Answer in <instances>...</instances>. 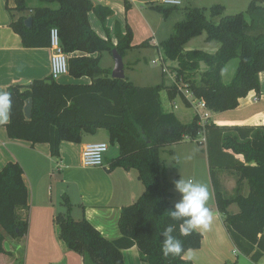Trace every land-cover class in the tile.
<instances>
[{"label": "trees", "instance_id": "trees-1", "mask_svg": "<svg viewBox=\"0 0 264 264\" xmlns=\"http://www.w3.org/2000/svg\"><path fill=\"white\" fill-rule=\"evenodd\" d=\"M29 0H15L18 16L10 22L26 47H49V31L58 30L60 45L67 56L68 75L87 77L89 82L62 83L51 76L34 79L26 85H10L12 108L5 124L10 139L35 145H49L52 157L60 154L62 142L79 143L85 134L104 129L110 144L117 146L118 156L112 166L134 169L143 185L142 193L123 207L118 219L120 237L106 239L85 218L74 220L60 213L55 218L58 238L66 247L82 257L83 264H124L125 249L136 246L140 259L147 264H195L184 256L165 257L161 252L163 230L174 222L168 216L173 207L169 201L174 183L168 179L160 153L173 144L195 139L203 131L208 171L217 211L239 253L253 262L264 257V124L218 125L199 122L195 114L188 123L181 122L173 111H165L160 92L169 100L180 97L191 107L184 90L201 100L212 112L235 110L241 98L254 91L261 92L259 74L264 71V0H251L246 12L223 14L221 5L210 8L212 22L203 8H189L184 19L174 26V33L161 43L165 58L177 62L176 79L184 86L163 83L139 86L124 79L111 77L110 69L100 66L101 53L112 49L124 57L134 48L149 47L144 40L132 44V29L128 24L122 32L115 22L113 44L106 21L113 16L107 6L91 0H37L31 9L30 27L24 25ZM131 7L125 0L127 12ZM151 7L167 18L179 6L163 4ZM94 13L102 25L106 39L90 26L88 13ZM206 33V41H217L215 53L202 49L186 50V43ZM238 59L236 71L228 84L222 81L225 65ZM200 63L207 69L195 79ZM32 100L31 118L24 115V106ZM235 177V194L227 197L221 174ZM247 188L248 193L242 194ZM67 203V199H65ZM235 203L239 210L232 213L228 206ZM70 206L69 203H67ZM28 188L21 165L6 163L0 170V264H23L24 236L28 231ZM174 235L179 236L178 229ZM185 251L198 249L202 243L199 231L179 236ZM15 240L17 247L7 240ZM236 264V263H232Z\"/></svg>", "mask_w": 264, "mask_h": 264}, {"label": "crops", "instance_id": "crops-1", "mask_svg": "<svg viewBox=\"0 0 264 264\" xmlns=\"http://www.w3.org/2000/svg\"><path fill=\"white\" fill-rule=\"evenodd\" d=\"M91 1L94 4H100L112 9L113 16L107 19L106 27L110 30L113 44H116L113 34L114 24L118 22L123 31L120 17H126L125 0ZM127 1L131 5V2ZM36 5L37 0H29V9L24 12V15L29 16L31 9ZM260 5L264 6V3ZM14 7L15 0H0V90H6L10 85L15 84L26 85L34 79H44L50 76L51 50L48 47L24 46L21 37L10 28V22L18 16L14 10H8ZM247 15L249 14L247 13ZM246 16V21L250 23L251 15L247 16V18ZM88 21L96 34L106 39L104 29L94 13H88ZM194 39L192 38L186 43V50H193V48L189 47V44ZM202 40L210 47L202 50L208 53L217 51L219 47L217 41H213V43H211L212 41H206V34ZM129 51L131 52V50ZM129 51L124 55L123 62L125 69L134 70V68H137L139 59L136 61H128L127 59L125 61ZM230 62L231 60L225 65L222 72V81L225 84L231 81L238 66V59H236V63H233L234 65L230 69L228 76L226 75L225 77L226 68ZM175 67L176 65L173 66V68ZM200 73L198 70L195 75L196 80L199 79ZM168 75L171 76L170 74ZM81 78L85 79L83 83L89 82L87 77ZM259 78L261 83L260 94L257 95L254 91H251L254 94L253 97L249 98L244 105H242L243 98H241L238 107L234 110V112H241L255 106V111L252 110L251 116L248 118L249 124L227 121L216 122L215 124H264V71L260 72ZM160 83L164 84L163 80ZM156 84H159V82ZM164 85L171 86L172 84L165 83ZM251 92L244 98H247ZM166 98L168 100L167 105L161 99L164 110L175 113L176 98L174 100ZM191 105V108H193L194 105L192 103ZM175 115L177 116L176 113ZM213 115H215L214 117L219 116L215 112ZM97 139L109 144L103 165L98 167L82 166L78 160L84 145ZM203 151L205 152V148ZM118 152L117 146L110 144L107 132L104 129H99L95 134L83 135L79 143L62 142L59 156L52 157L48 144L37 143L31 145L25 141L10 139L7 135L5 124L0 125V170L10 161L18 162L22 167L23 178L28 188V231L24 236L23 264H83L82 257L76 252L69 250L58 238L55 218L60 213L69 214L74 220L85 218L106 239L112 240L120 237L118 219L121 209L137 199L143 191V185L138 178L136 170L112 166V161L118 156ZM221 183L224 193L225 187H228L226 189H231V191L234 189L233 194H235L234 176L222 173ZM210 188L213 194L211 182ZM65 199H67V203L70 206L67 205ZM235 205V203L230 204L228 210L232 213H237L239 208ZM208 207L213 213L212 223L207 230H197L202 234L201 246L198 249L186 251V254L190 253L193 256L194 259L192 261L195 264H226L228 263L226 262L227 256L221 252V246H224L227 240L231 245L234 246V244L226 230L222 215L216 209L215 202ZM236 207L237 211H234ZM7 241L9 246H18L15 240L9 239ZM122 253L124 264H147L140 259L136 246L125 249ZM242 262L244 264L255 263L241 254L234 262H229V264H242Z\"/></svg>", "mask_w": 264, "mask_h": 264}, {"label": "rangeland", "instance_id": "rangeland-1", "mask_svg": "<svg viewBox=\"0 0 264 264\" xmlns=\"http://www.w3.org/2000/svg\"><path fill=\"white\" fill-rule=\"evenodd\" d=\"M129 1L131 2V7L128 9L126 17H120V23L123 31H125V25L128 24L132 29L133 34L132 44L138 45L144 40H148L149 43L152 44L149 47L134 48L131 50V52L129 51V55L127 56V58H125V61H127V59L128 61H136L139 59V63L137 65V68H134V70L125 69V76H127V78L134 84L140 86L154 85L158 82H162L163 80L164 84H175L181 87L183 86L184 82L181 79H176L175 68H173V66H177V62L165 58L160 46L163 41H165L170 37L171 34L174 33L175 23L183 20L185 12L189 8L193 7L203 8L205 11V15L210 20L212 19L210 16V8L214 5H221L223 7L224 15L243 13L246 16V10L251 0H183V3L176 10L171 12L167 18H164L160 13H158L151 7L152 4H160L159 0ZM217 21L218 18L216 17L212 19V22ZM205 34L206 33L204 32L200 36L195 37V39L190 42L189 47L193 49L210 48L202 40L205 38ZM211 43H213V41ZM152 60H157V62L152 63ZM233 63H236V59H233V61L231 60L230 64H228L225 77L226 75L228 76L230 69L234 65ZM100 66L102 68L110 69L111 71L113 67V58L109 52L104 51L101 53ZM206 68V65L204 63H201L199 72L205 71ZM168 74H170L171 76H169ZM84 80L85 79H82L81 77L74 78L68 74L61 76L58 79L59 82L70 84L83 83ZM184 93L187 95V90L184 91ZM253 95V92H251L247 98H243L242 105L246 104L248 102V99L252 98ZM166 97L167 95L165 91H162L161 99L163 100L164 104L167 105L168 100ZM191 98L193 99V101H195V98ZM255 108V106L249 107L241 112H234V110L218 113L215 112L219 116L214 117V112H211L208 109H198V107L196 108L195 106L193 108L185 106L181 98L178 96L175 100L174 111L182 122H190L193 116L196 114V110H199L200 112L206 113L207 119H209L208 122L216 123L227 121L240 122V124H249L248 118L251 116V111ZM201 137L202 135L199 134L192 141L186 140L166 147L165 150L161 151L160 159L162 166L166 170L168 179L173 183L181 176L182 178H192L206 184L211 193L208 206H211L214 204V198L210 188L206 154L203 151L205 145L201 143ZM97 141L99 140L97 139L94 142ZM78 162L79 164H81L80 159L78 160ZM226 188L228 187H225L226 196H233L234 189L231 191V189ZM170 191L173 194L169 201L175 204V202H177V200L179 199V195L175 191L174 187H172ZM247 192L248 189L245 188L242 191V194L246 195ZM234 211H237V207L236 210L234 209ZM221 252L225 253L227 256L226 262L228 263L226 264H229V262H234L237 257L241 256L238 250L233 245H231L228 240L224 246H221ZM88 264L91 263L89 262ZM242 264L244 263L242 262ZM254 264H264V258L260 259L257 263Z\"/></svg>", "mask_w": 264, "mask_h": 264}, {"label": "clouds", "instance_id": "clouds-1", "mask_svg": "<svg viewBox=\"0 0 264 264\" xmlns=\"http://www.w3.org/2000/svg\"><path fill=\"white\" fill-rule=\"evenodd\" d=\"M12 108L11 93L0 90V125L7 124ZM174 189L179 199L173 207L168 209V216L174 222L169 224L163 232L161 252L165 257L184 256L186 261L194 258L186 254L184 245L179 236H190L197 230L209 229L213 213L208 207L211 193L206 184L192 178H180L174 181ZM178 229L179 236L174 235Z\"/></svg>", "mask_w": 264, "mask_h": 264}, {"label": "built area", "instance_id": "built-area-1", "mask_svg": "<svg viewBox=\"0 0 264 264\" xmlns=\"http://www.w3.org/2000/svg\"><path fill=\"white\" fill-rule=\"evenodd\" d=\"M160 4L166 6H180L183 3V0H159ZM49 40L50 45L49 49L51 50L50 56V76L52 79H58L60 76L68 74V60L67 56L64 54L61 45L60 39L58 35L57 28L53 27L49 31ZM157 60H152V63H156ZM184 86V84H183ZM180 87V86H179ZM182 87V86H181ZM186 91V90H184ZM187 99L198 109H206L205 104L201 100L193 99L191 93L187 91ZM194 98V97H193ZM195 103V104H194ZM196 114L199 116V122L201 125H204L207 121L206 113L200 112L196 110ZM202 135V139L200 140L201 143L205 142V137L203 131L199 132ZM189 140V138H186ZM109 144L105 141H97V142H90L84 145L80 161L83 166L86 167H98L102 166L104 162V156L108 152Z\"/></svg>", "mask_w": 264, "mask_h": 264}, {"label": "water", "instance_id": "water-1", "mask_svg": "<svg viewBox=\"0 0 264 264\" xmlns=\"http://www.w3.org/2000/svg\"><path fill=\"white\" fill-rule=\"evenodd\" d=\"M32 23L31 16H27L24 20V25L30 27ZM111 56L113 58V67L111 69V77L114 79H124L125 78V66L123 62V57L118 53L116 49H112ZM24 115L27 119L31 118L32 112V100L28 99L23 108Z\"/></svg>", "mask_w": 264, "mask_h": 264}]
</instances>
